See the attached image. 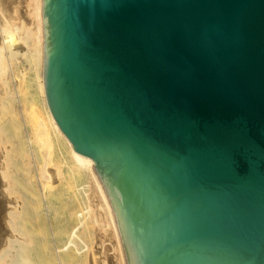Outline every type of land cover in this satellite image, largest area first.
I'll return each instance as SVG.
<instances>
[{
    "label": "water",
    "instance_id": "water-1",
    "mask_svg": "<svg viewBox=\"0 0 264 264\" xmlns=\"http://www.w3.org/2000/svg\"><path fill=\"white\" fill-rule=\"evenodd\" d=\"M55 128L142 264H264V0H43Z\"/></svg>",
    "mask_w": 264,
    "mask_h": 264
},
{
    "label": "bare ground",
    "instance_id": "bare-ground-1",
    "mask_svg": "<svg viewBox=\"0 0 264 264\" xmlns=\"http://www.w3.org/2000/svg\"><path fill=\"white\" fill-rule=\"evenodd\" d=\"M4 1L0 0V264H142L140 244L116 195L108 194L93 161L76 154L55 128L42 78L43 0H25V22L17 17L15 6L10 12L5 9ZM17 54L25 57L31 72L23 71L14 85L11 65ZM36 95L44 117L35 111ZM22 101L35 123L32 136L23 116L18 120L14 115Z\"/></svg>",
    "mask_w": 264,
    "mask_h": 264
},
{
    "label": "rangeland",
    "instance_id": "rangeland-1",
    "mask_svg": "<svg viewBox=\"0 0 264 264\" xmlns=\"http://www.w3.org/2000/svg\"><path fill=\"white\" fill-rule=\"evenodd\" d=\"M5 3H3V6H6L5 7V9H7L9 12L10 11H12V9H13V6H15V8H16V15H17V17L19 18V19H21V21H23V22H25L26 20H27V17H26V15H25V13H24V8H23V4H24V2H25V0H5L4 1ZM21 3V4H20ZM17 6V7H16ZM19 7H20V9L22 8V10H21V14H20V9H19ZM10 8V9H9ZM12 8V9H11ZM23 12V13H22ZM25 15V16H24ZM24 19V20H23ZM11 68H12V72H13V74L11 75V79H10V81H11V83L12 84H16V81H17V83H19V81H20V79H21V74H22V72L24 71V72H26V73H29V72H31V70L29 69V63L27 62V60L25 59V57L23 56V55H21V54H17V56H16V59L14 60V62H12V65H11ZM14 78V79H13ZM12 79H13V81H12ZM15 82V83H14ZM21 95V94H20ZM39 100H40V96L39 95H36V97H35V103H36V105H35V111H38L37 113H39L42 117H44V115H43V113H42V108H41V106H40V104H39ZM18 104L19 105H17L16 104V107H15V112H14V115L17 117V119L19 120L21 117L20 116H23V118H24V127H25V129L27 130V132H28V134L30 135V136H32V135H34L32 132H33V130L32 129H35L34 127V125H35V123H34V121L33 122H31L32 121V116H30V114L27 112V110H28V105L25 103H23V101H22V103L21 102H18ZM19 108V109H18ZM17 109V110H16ZM26 109V114H25V112H24V110ZM34 119V118H33ZM31 120V121H30ZM32 123H34V124H32ZM35 132V131H34ZM32 134V135H31ZM62 143V142H61ZM35 145V144H34ZM63 145V144H62ZM34 148H35V146H34ZM62 150H63V152L65 153V154H67V152H65V149H64V146H62ZM106 243L107 242H109V241H107V239H106V241H105ZM108 244V243H107ZM108 253L110 252V251H107Z\"/></svg>",
    "mask_w": 264,
    "mask_h": 264
}]
</instances>
